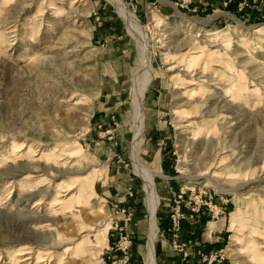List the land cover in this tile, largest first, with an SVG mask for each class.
I'll list each match as a JSON object with an SVG mask.
<instances>
[{
    "label": "rangeland",
    "instance_id": "1",
    "mask_svg": "<svg viewBox=\"0 0 264 264\" xmlns=\"http://www.w3.org/2000/svg\"><path fill=\"white\" fill-rule=\"evenodd\" d=\"M149 242L264 264V0H0V264Z\"/></svg>",
    "mask_w": 264,
    "mask_h": 264
},
{
    "label": "bare ground",
    "instance_id": "2",
    "mask_svg": "<svg viewBox=\"0 0 264 264\" xmlns=\"http://www.w3.org/2000/svg\"><path fill=\"white\" fill-rule=\"evenodd\" d=\"M125 8V7H124ZM126 10H127V8H125ZM128 14V17L130 18V19H132L133 18V16H132V14H130V13H127ZM144 45V44H143ZM142 45V46H143ZM142 48V47H141ZM144 77H146V76H144ZM147 78V79H146ZM144 80L145 81H149V77L147 76ZM142 84H143V87H142ZM142 84H141V88L140 89H138L137 91H135L134 93H135V99H136V101H137V105H138V107L140 106V102H141V97H142V91H143V88L147 85V82L144 84L143 82H142ZM142 122V121H141ZM142 124H140V128H139V130L140 131H142V126H141ZM138 132V131H137ZM24 146V145H23ZM22 146V147H23ZM138 168H139V170H140V172L141 173H143L144 175H145V178H146V180H147V184H148V188H149V190L152 192V194H153V196L151 197V200H149V201H151V203H152V207H151V210H150V212H151V219H152V225H151V227L155 230L156 229V223H155V211H156V204H157V201H158V197H157V194H155V187H154V183H153V179H152V172L151 171H148V169L147 168H145V167H141V166H139L138 165ZM69 188H70V186H69ZM81 190V189H80ZM83 190V189H82ZM84 191V190H83ZM86 193V192H85ZM86 201V200H85ZM88 203V202H87ZM105 236V235H104ZM79 248V247H78ZM77 249V248H76ZM80 250H81V248H79ZM46 254H48V252L46 253ZM148 259H149V264H153L154 263V260H153V253H152V243L151 242H149V244H148Z\"/></svg>",
    "mask_w": 264,
    "mask_h": 264
},
{
    "label": "trees",
    "instance_id": "3",
    "mask_svg": "<svg viewBox=\"0 0 264 264\" xmlns=\"http://www.w3.org/2000/svg\"><path fill=\"white\" fill-rule=\"evenodd\" d=\"M203 219V221H206L207 220V218L206 217H202ZM188 230H190V228L188 229ZM188 233V232H187Z\"/></svg>",
    "mask_w": 264,
    "mask_h": 264
}]
</instances>
